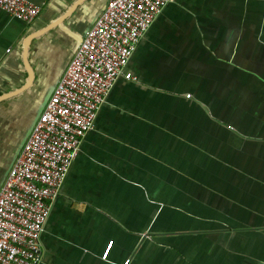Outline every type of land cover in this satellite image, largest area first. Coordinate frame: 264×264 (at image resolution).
Returning <instances> with one entry per match:
<instances>
[{
	"label": "crops",
	"instance_id": "obj_1",
	"mask_svg": "<svg viewBox=\"0 0 264 264\" xmlns=\"http://www.w3.org/2000/svg\"><path fill=\"white\" fill-rule=\"evenodd\" d=\"M28 1L30 24L0 11V97L21 90L0 101L3 177L107 2ZM123 72L136 80L116 78L81 140L39 264H264V0H172Z\"/></svg>",
	"mask_w": 264,
	"mask_h": 264
},
{
	"label": "built area",
	"instance_id": "obj_2",
	"mask_svg": "<svg viewBox=\"0 0 264 264\" xmlns=\"http://www.w3.org/2000/svg\"><path fill=\"white\" fill-rule=\"evenodd\" d=\"M172 0H107L85 32L0 186V264H39L53 201L116 78L155 16ZM0 11L32 23L40 6L0 0ZM110 242L102 255L109 252Z\"/></svg>",
	"mask_w": 264,
	"mask_h": 264
},
{
	"label": "water",
	"instance_id": "obj_3",
	"mask_svg": "<svg viewBox=\"0 0 264 264\" xmlns=\"http://www.w3.org/2000/svg\"><path fill=\"white\" fill-rule=\"evenodd\" d=\"M30 39H31V37H29L28 39H26L25 46H26V44L28 43V41H29ZM29 81H30V80H28V82H29ZM18 91L20 92L21 90H18ZM52 91H53V89L46 91V92L43 94V96L41 97L40 102L38 103V105L35 107V109L32 111V113L29 114V120H30V121H29V123H28V125H27V129H26V131L24 132V134H23V136L21 137V139L19 140V142L16 144V147H15L14 153H13V155H12V157H11V159H10L9 165H8V167H7V169H6L5 173H4V178L6 177V175H7L8 171H9V169H10V167H11L13 161L15 160L16 156L18 155V153H19L21 147L23 146L25 140H26L27 137L29 136V134H30V132H31V129H32L33 125L35 124V122L37 121L39 115L41 114V112H42V110H43V108H44V106H45L47 100L49 99V97H50V95H51V93H52ZM19 92H13V93L7 94V95H5V96H1V97H0V101L6 100V99H8V98H11V97L17 95ZM4 178H3V180H4ZM3 180L0 182V186H1L2 183H3Z\"/></svg>",
	"mask_w": 264,
	"mask_h": 264
},
{
	"label": "rangeland",
	"instance_id": "obj_4",
	"mask_svg": "<svg viewBox=\"0 0 264 264\" xmlns=\"http://www.w3.org/2000/svg\"><path fill=\"white\" fill-rule=\"evenodd\" d=\"M3 171H0V181L3 179Z\"/></svg>",
	"mask_w": 264,
	"mask_h": 264
}]
</instances>
